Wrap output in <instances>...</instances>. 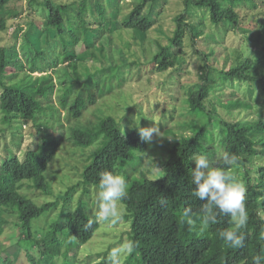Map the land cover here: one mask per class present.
<instances>
[{
  "label": "trees",
  "instance_id": "obj_1",
  "mask_svg": "<svg viewBox=\"0 0 264 264\" xmlns=\"http://www.w3.org/2000/svg\"><path fill=\"white\" fill-rule=\"evenodd\" d=\"M12 1L0 0V10ZM150 1L156 0H136L120 20L112 22L115 20L113 12L120 8L119 0H72L68 3L29 0V6L38 5L43 28L33 25L34 28L23 36L16 32L0 46L2 129L17 122L19 127L29 126L27 134L33 139L19 150L23 135L15 136L18 151L7 149L8 152L0 157V235L13 220L18 227L16 242L22 250L16 258L8 255L0 259V264H25L22 258L28 264L48 261L50 264L59 261L60 264H108L109 259H103V256L99 261L92 255L83 262L75 261L80 248L91 240L100 226L86 207L92 199V191L98 192L99 174L106 170L120 172L127 161L139 159L149 144L141 141L137 128L122 127L113 115L100 116L94 125L72 127L70 139L75 145L97 144V147L89 154L80 180L68 186L61 198L51 200L48 198L53 195V190L46 172L60 146L61 134L51 133L50 124L62 123L61 114L67 121L81 118L85 110L97 102L98 96L129 79L127 73L130 70L127 69L132 66L163 72L184 61L189 39L199 46L200 29L190 28L186 15L180 14L175 17V28L168 42H159L147 62L135 58L136 61L125 63L109 58L113 64L97 66L102 59L95 53V46L102 43L103 50L110 47L113 39L110 32L118 30L120 34L122 30H132L144 36L151 29L154 21L145 11ZM184 3L186 7L192 4L208 8L211 24L225 25L228 35L243 31L248 16H251L249 25H253L261 22L259 16L264 15V0H261L262 7L257 0H184ZM251 10L255 12L248 15ZM242 11L246 13L243 19ZM20 13L11 9L0 13V30L6 29L7 21ZM85 51L94 61L92 68L79 61ZM196 53L202 60L200 82L197 89L193 86L188 89L183 100L187 106L185 114L190 117L187 124L191 134L177 138L165 148L164 154L153 160L158 177L130 179L127 197L121 202L130 224L129 240L137 243L125 264H253V257H264V239H261L264 231V164L248 168L264 157V110L254 120L228 119L217 115V105L227 109L251 105L232 98L226 103L212 99L228 80L264 82L253 73L255 68H260L264 77V53L251 56L248 47L245 58L238 56L236 64L220 69L210 62L212 53H200L198 49ZM168 106L174 116L179 107L176 101L171 100L163 111L167 112ZM168 122L161 127L166 128ZM217 137L222 142V153L214 168H224L246 189L248 220L239 229L245 241L243 247L235 249L228 247L220 236L226 229L236 230L230 217L218 215L217 223L204 232L199 231V220L195 227L180 221L187 207L192 208L195 217L202 216L204 201L192 194L195 187L191 183V170L195 167L193 158L210 150ZM134 151L138 153L134 154ZM225 153L236 157L231 166L224 164ZM125 176L127 181L129 175ZM29 188L39 191L46 199L39 201L28 193ZM162 200L166 203L162 204ZM60 206L64 212L58 218L42 230L35 229V220ZM89 221L92 222L90 227L87 226ZM104 255L109 257V253Z\"/></svg>",
  "mask_w": 264,
  "mask_h": 264
},
{
  "label": "rangeland",
  "instance_id": "obj_2",
  "mask_svg": "<svg viewBox=\"0 0 264 264\" xmlns=\"http://www.w3.org/2000/svg\"><path fill=\"white\" fill-rule=\"evenodd\" d=\"M28 1L13 0L0 10V13L5 9L21 12L16 18H11L7 21L6 29L0 30V46L5 45L12 39L13 34L16 32L23 36L29 29L34 28L33 25L38 29L43 28L40 24L42 19L39 15L41 14L38 5H36V3L43 0H35L37 2L31 6H29ZM54 1L56 3H68L72 0ZM119 1L118 7L120 8L117 9L118 12H113L115 20H112V22H115L116 19L120 20L136 2V0ZM257 4H259V7H262L261 0H257ZM241 7L245 8L243 5ZM108 10L111 11L112 9L109 7ZM145 11L154 21L151 29L144 36L138 34V32L134 33L132 30H122L120 34L118 30L110 32L113 37L110 47L106 46L105 50H103L102 43L95 46V53L102 59V61L100 60L101 63L96 64L97 66L104 65L106 67L108 64H113L114 62L109 60V58L121 59L125 63L134 62L136 61L135 58H139V61L147 62L157 50L159 42L162 44L168 42V37L175 28V17L180 14L186 15V21L190 24V28L198 27L200 29L199 46H195L192 39H189L183 55L184 61L177 67H170L163 72H154L149 68H143L144 66L142 67L143 69H138L136 65L132 66V68L127 69L128 72L130 70L129 74L127 73L129 79L127 78L115 84L111 90H106L103 95L98 96L97 102L90 105L81 118L67 121L61 114L60 119L62 123L58 121L50 124L51 129H49L51 133L61 134V143L46 172L47 180L53 190V195L49 196L48 199L61 198V195L66 191L68 186L80 180L82 169L88 160L89 154L97 147V144L88 147L75 145L70 139L72 127L94 125L100 116L105 115L116 117L122 123V127L131 126V128L137 129L138 127H158L160 135L158 137L154 135V140L149 144L148 150L141 153L139 159L127 161L126 167L122 168L119 172L125 178V175H129L127 185L132 179L141 176L158 177L159 173L153 167V160L157 156L164 154L165 148L177 138L191 134L187 124V119L190 117L185 114L187 106L183 100L187 96L188 89L192 86L197 89L200 82L199 73L202 60L196 53V49L200 50V53H212L210 62L214 64V67L219 69L236 64L238 56L245 58L248 54V47L251 48V56H256L261 51L262 55L264 53V15L259 16L261 22L253 25H249L251 16H248V24H243V31L239 30L236 32L237 34L230 33L228 35L225 25L220 24L219 26H215L211 24L208 8L192 4L186 7L184 0L150 1L147 3ZM254 12L255 10L248 11L250 13L248 15ZM245 14L244 11L240 12L242 19L245 17ZM188 32L190 33V30ZM187 37L190 36L188 35ZM22 40L21 38V46L24 44ZM78 49L81 51L82 47L79 45ZM21 54L23 55L22 51ZM79 61L85 67L92 68L94 65V61L87 51L79 56ZM253 73L264 80L260 68H255ZM263 85V81L228 80L223 84V87L219 88L212 95L213 101L216 102L217 99H220L223 100V103H226L228 102L227 99L232 98L235 101L241 100L242 103L247 102L251 106L227 109L225 106L217 105V115L228 119H256L257 114L261 110H264ZM171 100H175L179 106L174 116H171L169 106L167 112L163 111L164 108L166 110ZM207 107L210 109L211 105L208 104ZM167 121H169L167 127L162 128L161 126ZM17 124L15 122L10 127L2 129L4 126L0 122V157L8 152L7 149L18 151V149H23L27 143L33 140L27 134L29 126L19 127ZM20 135H23V139L21 140L20 147L17 149L15 143L17 138L15 136L18 137ZM135 153H138V151H134ZM221 153L222 142L217 137L213 147L201 154L208 158L210 167L214 168ZM261 164H264V157L257 159L253 165H248V168ZM28 193L37 197L39 201L46 199L45 196L33 188H29ZM96 194L97 190H93L92 199H90L86 207V210L93 215H95V211H98ZM78 196L76 193L75 197L78 198ZM120 208L121 215L115 223L100 222V226L91 240L84 244L80 248L77 257H74L76 262H83L84 258L89 257V255L96 257V261H99L102 256L104 257L103 259L107 260L109 257L104 255L105 253H110L113 248L129 240L130 224L128 218L125 216L126 208L121 202ZM62 212L64 210L62 211V207L60 206L52 212L43 215L39 220H35V229L42 230V228L47 227L48 223L58 218ZM17 235L18 227L12 220L4 233L0 235V259L8 255L16 258L19 252L22 253L16 242ZM71 256L73 255L71 254ZM22 261L28 264L25 258H22ZM107 261L109 264V260ZM45 264H50V262L48 261ZM57 264H60V261Z\"/></svg>",
  "mask_w": 264,
  "mask_h": 264
},
{
  "label": "clouds",
  "instance_id": "obj_3",
  "mask_svg": "<svg viewBox=\"0 0 264 264\" xmlns=\"http://www.w3.org/2000/svg\"><path fill=\"white\" fill-rule=\"evenodd\" d=\"M138 134L141 141L151 144L155 137L160 135L158 127H138ZM236 157L228 153L223 155L225 165L234 164ZM195 167L191 170V183L195 185L193 196L202 204V216L195 217L191 207L184 209L181 223L190 227L197 225L199 220V231L204 232L210 225L217 223L220 214L230 217V222L235 224L236 230L226 229L220 233L221 238L230 248L244 246L245 236L240 234L241 229L248 220L245 207V187L235 180L224 168L210 167L208 158L197 155L193 158ZM96 201L98 211H95L96 222L115 223L120 215V202L127 197V181L124 175L114 171H102L100 174ZM162 204L166 201H161ZM89 221L88 227L91 226ZM261 239H264V231L261 232ZM137 243L126 240L118 247L113 248L109 253V264H125V259L136 249ZM262 256L253 257V264H261Z\"/></svg>",
  "mask_w": 264,
  "mask_h": 264
}]
</instances>
